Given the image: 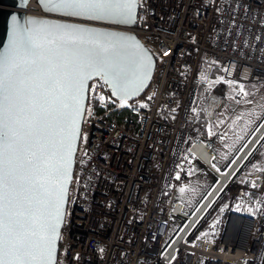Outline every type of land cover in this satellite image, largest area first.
<instances>
[{
	"label": "built area",
	"instance_id": "2783aa9c",
	"mask_svg": "<svg viewBox=\"0 0 264 264\" xmlns=\"http://www.w3.org/2000/svg\"><path fill=\"white\" fill-rule=\"evenodd\" d=\"M21 10L52 16L38 0ZM89 23L133 33L155 66L127 106L100 102L110 89L89 82L55 264H264V170L242 174L244 188L231 179L244 151L233 169L236 160L224 171L212 164L214 135L203 137L197 120L202 112L214 121L226 102L222 84L206 85L203 107H194L213 65L224 79L264 83V0H139L131 26ZM184 150L192 155L183 158ZM192 162L217 181L188 215L175 187L188 181ZM224 188L234 190L238 208L224 212L221 239L189 243ZM173 217L185 222L168 240Z\"/></svg>",
	"mask_w": 264,
	"mask_h": 264
},
{
	"label": "snow or ice",
	"instance_id": "6c2138e0",
	"mask_svg": "<svg viewBox=\"0 0 264 264\" xmlns=\"http://www.w3.org/2000/svg\"><path fill=\"white\" fill-rule=\"evenodd\" d=\"M40 2L64 16L124 24L135 22L139 7V0ZM12 21L0 50V264H55L88 83L99 79L110 89L111 97L101 95L100 102L115 98L127 106L144 87L152 57L118 32ZM240 93L248 95L243 85Z\"/></svg>",
	"mask_w": 264,
	"mask_h": 264
},
{
	"label": "rangeland",
	"instance_id": "374dc122",
	"mask_svg": "<svg viewBox=\"0 0 264 264\" xmlns=\"http://www.w3.org/2000/svg\"><path fill=\"white\" fill-rule=\"evenodd\" d=\"M213 67L214 65L211 70ZM220 84L224 86L226 102L215 115L210 131L214 133L213 143L217 154L212 164L218 170L224 171L231 161L230 155L234 152V148L244 137L251 134L264 119V83H240L224 79L223 77L213 79L210 72L208 83L203 85L212 87ZM240 85H243L244 91L248 93L247 96L240 93ZM203 94H200L199 100L195 99L194 107L198 110L203 107ZM261 144L264 147V137L261 140ZM238 162H235L232 167H235ZM200 165L198 163L190 165L188 182L175 187L178 198L185 203L184 212L188 215L195 210L217 181V178L207 168ZM201 170H204V172L202 173ZM233 194L234 191L229 189H224L221 192L220 196L206 210L198 221L197 226L188 236L187 241L189 243L196 237L216 241L221 239L219 224L224 219V212L229 207L238 208L235 202H230ZM184 222V219L173 217L172 226L167 235L168 240L175 236Z\"/></svg>",
	"mask_w": 264,
	"mask_h": 264
},
{
	"label": "water",
	"instance_id": "95a60500",
	"mask_svg": "<svg viewBox=\"0 0 264 264\" xmlns=\"http://www.w3.org/2000/svg\"><path fill=\"white\" fill-rule=\"evenodd\" d=\"M28 1L29 0H0V50H2L9 42L12 23H13V21H12L13 16H15L17 18V21L21 22V23L25 22L29 18H32V19H36L38 21L46 20V21H51L54 23H74V24H78L82 27L94 28V29H98V30L103 31V32H118V33L123 34L126 37L134 38L136 42H138L145 50H147L144 47V45L141 44V42L138 40V38L131 32L116 30V29H113L110 27L100 26V25L89 23V22H95V23H101V24H111V25H121V26H131L134 23L124 24V23L115 22L113 20H87V19L80 18V17H68V16H64L61 13H55V12L47 11L46 10L47 9L46 2L41 3L40 0H38V3L40 5L41 9L44 12L51 14L52 16L25 15V13L21 9H23L26 6ZM147 52L151 55V53L148 50H147ZM151 57H152V67H151V70L149 73V77L146 80L145 85L141 89V91L136 96L131 97L130 99L138 97L140 94L143 93V91L148 86L150 79L152 77L153 71H154V66H155V60H154L152 55H151ZM86 101H87V90L85 92V99L83 101V103L85 105H86ZM81 125H82V123L80 124V130H81ZM78 141H79V137L77 138V141H76V150L78 147ZM75 153H76V151H75ZM75 153H74L73 159H72V176H73V169H74ZM71 180L69 181V187L71 184ZM68 191H69V188H68ZM67 200H68V195L65 197L64 202H63V206H62L63 207V218H64V214H65V210H66ZM63 218L59 224V227L57 229V233L55 236V253H54L55 261H56L57 251H58L59 232H60V229L62 226Z\"/></svg>",
	"mask_w": 264,
	"mask_h": 264
},
{
	"label": "crops",
	"instance_id": "0c3cea01",
	"mask_svg": "<svg viewBox=\"0 0 264 264\" xmlns=\"http://www.w3.org/2000/svg\"><path fill=\"white\" fill-rule=\"evenodd\" d=\"M235 82H237V81H235ZM240 83H242V82H240ZM263 120L257 125L255 130L251 134H249L248 136L244 137V139H242L238 143V145L234 148V152L230 155V160L231 161L228 164V166L225 168V170L236 160V158L241 154V152H243V151L246 152L244 157L240 161L239 165L237 166L235 172L233 173V175L231 177L232 183L235 184V186H237V187H244V188L247 187V179L245 177H243L242 174H248V173H253V172H256V171L264 170V147H262V144H261V140L264 137V133L259 138H257L256 141H254L253 144L250 145L251 139L253 137V134L257 131L259 126L262 124ZM211 125H212V123H208L207 126H206V129L204 131H201V135L203 137H208L209 136L208 132L211 130ZM213 150H214V143H213ZM214 152H215V150H214ZM216 156H217V154L215 152L214 158ZM214 158H213V160H214ZM196 163H198L200 165L199 162H192L191 165L192 164H196ZM201 172H202V170H201ZM224 189L228 190L229 188H224ZM229 190H231V189H229ZM184 209H185V203H184Z\"/></svg>",
	"mask_w": 264,
	"mask_h": 264
},
{
	"label": "trees",
	"instance_id": "16d2710c",
	"mask_svg": "<svg viewBox=\"0 0 264 264\" xmlns=\"http://www.w3.org/2000/svg\"><path fill=\"white\" fill-rule=\"evenodd\" d=\"M219 77H223V71L218 67V65H214L213 69L211 70V78L216 79ZM205 87H206V85H203V84H200L198 86V90H197V94H196V100H199L198 98L201 97V95L203 94V91H205ZM197 123H198L201 131H204L206 129V126L208 123H207V120L205 118V115L202 112L199 113ZM182 156H183V158H187V152L185 150H184Z\"/></svg>",
	"mask_w": 264,
	"mask_h": 264
},
{
	"label": "bare ground",
	"instance_id": "6f19581e",
	"mask_svg": "<svg viewBox=\"0 0 264 264\" xmlns=\"http://www.w3.org/2000/svg\"><path fill=\"white\" fill-rule=\"evenodd\" d=\"M263 128H264V125L261 127V129L259 130V133L258 134H256L255 136H254V138H253V140L251 141V143H250V145L251 144H253L254 143V141H256V139L258 138V135L261 133L262 134V130H263ZM246 153V152H245ZM243 155V154H242ZM239 159V158H238ZM236 160V162H238L239 160ZM232 168H234V167H232Z\"/></svg>",
	"mask_w": 264,
	"mask_h": 264
}]
</instances>
